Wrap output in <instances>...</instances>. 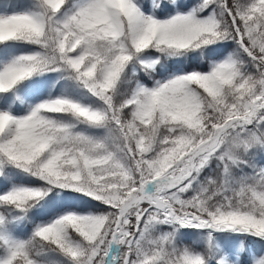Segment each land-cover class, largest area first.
I'll use <instances>...</instances> for the list:
<instances>
[{"label":"snow or ice","instance_id":"6c2138e0","mask_svg":"<svg viewBox=\"0 0 264 264\" xmlns=\"http://www.w3.org/2000/svg\"><path fill=\"white\" fill-rule=\"evenodd\" d=\"M0 264H264V0H0Z\"/></svg>","mask_w":264,"mask_h":264},{"label":"trees","instance_id":"16d2710c","mask_svg":"<svg viewBox=\"0 0 264 264\" xmlns=\"http://www.w3.org/2000/svg\"><path fill=\"white\" fill-rule=\"evenodd\" d=\"M257 247H259V245H257Z\"/></svg>","mask_w":264,"mask_h":264}]
</instances>
